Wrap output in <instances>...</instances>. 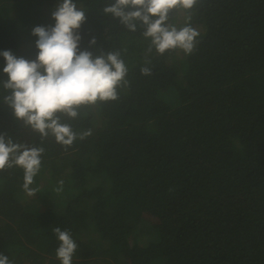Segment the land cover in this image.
<instances>
[{
    "label": "trees",
    "instance_id": "obj_1",
    "mask_svg": "<svg viewBox=\"0 0 264 264\" xmlns=\"http://www.w3.org/2000/svg\"><path fill=\"white\" fill-rule=\"evenodd\" d=\"M45 2L60 0H0V52L24 45L36 59L33 28L55 24ZM74 2L86 15L79 50L119 52L127 84L74 118L58 113L76 134L66 146L2 107L0 55V134L43 150L28 189L22 166L0 170V254L61 264L60 227L78 245L72 264H264V0L177 6L166 23L199 36L191 54L162 55L143 27L103 12L114 0Z\"/></svg>",
    "mask_w": 264,
    "mask_h": 264
},
{
    "label": "clouds",
    "instance_id": "obj_2",
    "mask_svg": "<svg viewBox=\"0 0 264 264\" xmlns=\"http://www.w3.org/2000/svg\"><path fill=\"white\" fill-rule=\"evenodd\" d=\"M197 0H114L103 8L105 14L118 18L128 30L143 27V36L150 39L149 52L155 48L159 54L169 49H182L191 54L199 33L190 25L177 28L167 24L170 10L177 6L190 10ZM54 26H36L32 34L36 40L38 54L35 60L17 58L11 51L0 52L6 61L3 73L7 80L3 87L10 90L4 102L22 120L42 136L49 132L56 141L71 145L76 138L68 124L60 122L58 113L69 117L78 115L81 105H92L99 101L116 100L117 88L127 84L128 69L119 52H107L97 56L87 50H79L81 36L78 29L86 20L85 11L78 8L74 0H60L52 12ZM95 44L93 38L90 41ZM142 74L150 75L151 69L144 67ZM89 133H85L87 135ZM6 140L0 134V170L10 165V160L25 169V189L32 183L39 170L42 149L24 148ZM19 153L14 156L13 154ZM60 241L56 256L61 264H72L78 247L68 230L53 229ZM0 264H10L6 255L0 254Z\"/></svg>",
    "mask_w": 264,
    "mask_h": 264
},
{
    "label": "rangeland",
    "instance_id": "obj_3",
    "mask_svg": "<svg viewBox=\"0 0 264 264\" xmlns=\"http://www.w3.org/2000/svg\"><path fill=\"white\" fill-rule=\"evenodd\" d=\"M47 4H49V2H45L44 7L41 8V15H42L41 18H44V20L52 18V12L56 8V5H55V7L53 9V5H47ZM179 25H181V24H179ZM23 53H25L24 57H27L28 51L24 49V45H21L19 51L17 52V57L21 58L23 56ZM3 74H5V73H3ZM5 77L6 76L4 75V78ZM158 96L163 97L165 99V101H169V99H170L169 95L168 96H162V92H160L158 94ZM170 101H172V100H170ZM2 107H7L8 110L13 112V110L9 107V105L7 103L2 104ZM40 206L41 205H39L38 207H40ZM38 207H36V208L39 209Z\"/></svg>",
    "mask_w": 264,
    "mask_h": 264
}]
</instances>
